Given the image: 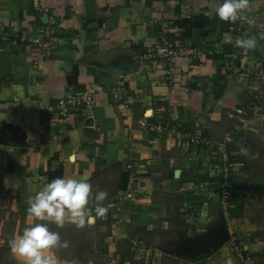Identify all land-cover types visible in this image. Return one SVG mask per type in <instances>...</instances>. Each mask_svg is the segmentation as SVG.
I'll list each match as a JSON object with an SVG mask.
<instances>
[{"label": "crops", "instance_id": "obj_1", "mask_svg": "<svg viewBox=\"0 0 264 264\" xmlns=\"http://www.w3.org/2000/svg\"><path fill=\"white\" fill-rule=\"evenodd\" d=\"M221 2L0 0V264H23L9 241L37 222L27 209L58 177L87 180L93 194L112 188L93 225L109 232L116 262L148 263L147 249L133 247L142 241L161 248L156 264H264V0H249L235 22L218 18ZM165 21L200 54L153 58ZM238 38L257 47L239 48ZM122 63L126 75L107 70ZM87 89L93 107L61 118L59 101ZM143 119L167 129H144ZM223 146L241 191L229 203L208 200L206 186ZM222 221L230 237L216 249Z\"/></svg>", "mask_w": 264, "mask_h": 264}, {"label": "clouds", "instance_id": "obj_2", "mask_svg": "<svg viewBox=\"0 0 264 264\" xmlns=\"http://www.w3.org/2000/svg\"><path fill=\"white\" fill-rule=\"evenodd\" d=\"M249 0H222L216 7V15L222 21H237L247 9ZM236 46L245 50L255 49V38L237 39ZM69 159H73L72 156ZM95 199L94 214L89 208ZM108 193L99 191L93 194L92 185L84 179L58 177L44 185L31 201L27 213L29 220L37 221L25 227L21 234L9 241L11 252L23 264H60L55 250L69 247L58 232L50 230L48 223L63 227L71 222L77 227L93 225L98 217H104L108 207L104 205Z\"/></svg>", "mask_w": 264, "mask_h": 264}, {"label": "built area", "instance_id": "obj_3", "mask_svg": "<svg viewBox=\"0 0 264 264\" xmlns=\"http://www.w3.org/2000/svg\"><path fill=\"white\" fill-rule=\"evenodd\" d=\"M151 25H155L156 21H151ZM160 25V33H159V44L152 55L153 58H160L164 59L169 64H172L174 59L182 54L185 53H197L200 54V52H196L195 49H188L183 42H175L171 36V33L173 31V23L171 21H165L163 23H159ZM239 54V51L235 49V52L233 54L234 57H237ZM174 74V69L171 67L168 71V75L172 77ZM121 93V91H118ZM123 93L125 89L122 91ZM95 104V92L92 89H87L86 91L82 93H71L67 97H64L59 101V104L57 106L58 113L61 118L63 119H70L71 116L78 110L82 109H88L92 108ZM140 125L144 129H160L154 125H152L150 122H148L146 119H143L140 121ZM167 128L160 129V131H164ZM172 133L176 137H181V132H179L175 127L172 128ZM189 139L191 143H193L196 146L200 147H211L212 141L210 139L193 135L189 136ZM221 157L222 162L220 164H217L214 166V172L215 174L211 177V180H208V183H206V186L209 189L210 196L208 197V200H213L214 197L218 200L223 201L224 203H229L231 200L236 198V195L240 194V190L236 188V185L231 180L232 171H233V165L228 163V155H227V148L226 146H223L221 149ZM224 161V162H223ZM211 197V198H210ZM122 221V220H121ZM133 247H139L142 249H147L149 256H151L148 264H156L154 261L155 258H152V255H162V252L159 250L161 248L153 247V246H146L142 241H135L133 242Z\"/></svg>", "mask_w": 264, "mask_h": 264}, {"label": "rangeland", "instance_id": "obj_4", "mask_svg": "<svg viewBox=\"0 0 264 264\" xmlns=\"http://www.w3.org/2000/svg\"><path fill=\"white\" fill-rule=\"evenodd\" d=\"M104 188L105 189L103 190L108 194L113 192L112 188L108 187L107 185H105ZM109 200L110 198L108 195L107 199L103 202L106 207H109L107 205ZM93 201V203L95 204V199ZM111 204H114L112 207L113 209L117 210V213H114L115 215L112 220L122 225L123 222L121 220H123V215L121 214V209L118 208V203L114 201V203ZM52 231L58 232L62 240H67L69 242V247H61L55 250L57 256L62 260L67 261L76 258L78 261L76 264H124L116 262L110 257L106 256L109 254V251L108 244L105 243V238L106 235L109 234V232L102 233L97 226L86 224L82 228L58 227L56 229H53ZM122 252L123 254H127V256H129V261H132V255L131 253H129L130 250L127 244L123 245Z\"/></svg>", "mask_w": 264, "mask_h": 264}, {"label": "water", "instance_id": "obj_5", "mask_svg": "<svg viewBox=\"0 0 264 264\" xmlns=\"http://www.w3.org/2000/svg\"><path fill=\"white\" fill-rule=\"evenodd\" d=\"M107 70L109 72L115 73L117 75H126L127 74L126 70H124L123 63L120 66L108 67ZM16 144L29 145L31 143H29V142L19 143V142L16 141ZM220 235H221V239H220V241H219L216 249H218L221 246V244H223L224 242H226L229 239V237H230L229 231H228V228H227V224H226L225 221H222V223H221ZM163 252H164V250H163Z\"/></svg>", "mask_w": 264, "mask_h": 264}, {"label": "trees", "instance_id": "obj_6", "mask_svg": "<svg viewBox=\"0 0 264 264\" xmlns=\"http://www.w3.org/2000/svg\"><path fill=\"white\" fill-rule=\"evenodd\" d=\"M74 77H75V75H73L71 78H69V81H71V82H73L74 80Z\"/></svg>", "mask_w": 264, "mask_h": 264}]
</instances>
